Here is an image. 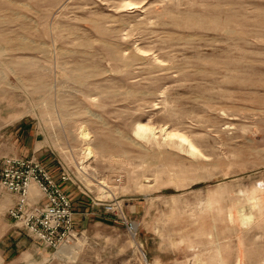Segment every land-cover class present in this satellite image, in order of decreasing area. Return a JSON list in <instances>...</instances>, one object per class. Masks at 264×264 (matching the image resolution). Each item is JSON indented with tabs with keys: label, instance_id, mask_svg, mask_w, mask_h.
I'll use <instances>...</instances> for the list:
<instances>
[{
	"label": "rangeland",
	"instance_id": "obj_1",
	"mask_svg": "<svg viewBox=\"0 0 264 264\" xmlns=\"http://www.w3.org/2000/svg\"><path fill=\"white\" fill-rule=\"evenodd\" d=\"M21 122L77 232L20 264H264V0H0V172Z\"/></svg>",
	"mask_w": 264,
	"mask_h": 264
},
{
	"label": "built area",
	"instance_id": "obj_2",
	"mask_svg": "<svg viewBox=\"0 0 264 264\" xmlns=\"http://www.w3.org/2000/svg\"><path fill=\"white\" fill-rule=\"evenodd\" d=\"M59 164L58 179L36 156L6 157L0 172V193H13L17 197L8 215L48 249H56L77 232L72 199L61 185L76 182L68 166ZM31 183L41 192L34 198L29 193ZM106 209L113 210V207L106 206Z\"/></svg>",
	"mask_w": 264,
	"mask_h": 264
},
{
	"label": "crops",
	"instance_id": "obj_3",
	"mask_svg": "<svg viewBox=\"0 0 264 264\" xmlns=\"http://www.w3.org/2000/svg\"><path fill=\"white\" fill-rule=\"evenodd\" d=\"M29 130L30 127L25 122H21L17 127V137L15 140L19 144L20 154L30 155L35 153L52 175L58 179L60 168L55 154L48 151L34 133ZM70 184L62 183L61 185L67 191ZM16 200L17 197L13 193H0V216L3 219L7 216L8 209L14 206ZM6 221L0 223V264H20L22 260H17V258L24 255L25 251L31 247H35L39 242L32 238L25 229L16 227L10 220Z\"/></svg>",
	"mask_w": 264,
	"mask_h": 264
},
{
	"label": "bare ground",
	"instance_id": "obj_4",
	"mask_svg": "<svg viewBox=\"0 0 264 264\" xmlns=\"http://www.w3.org/2000/svg\"><path fill=\"white\" fill-rule=\"evenodd\" d=\"M140 128L141 129H146V130H148L149 128H147V127H144V125L143 124H140ZM81 133L84 135V137H86V135H88L87 134V132H86V130H82L81 131ZM168 135H174V133L173 132H171V131H168V133H167ZM87 150L89 149V148H86ZM88 152H90L89 150H88ZM32 188H34V187H32ZM33 192H34V189H33ZM136 226H137V224H132L131 225V229H132V233H134V231L136 230ZM143 253V252H142ZM143 257H144V253H143ZM146 258V257H145ZM145 261V260H144ZM147 261V260H146Z\"/></svg>",
	"mask_w": 264,
	"mask_h": 264
}]
</instances>
